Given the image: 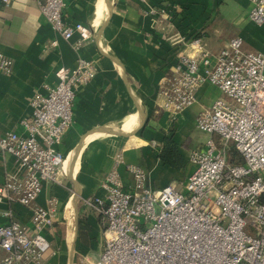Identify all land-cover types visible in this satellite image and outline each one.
Masks as SVG:
<instances>
[{"label":"built area","instance_id":"2783aa9c","mask_svg":"<svg viewBox=\"0 0 264 264\" xmlns=\"http://www.w3.org/2000/svg\"><path fill=\"white\" fill-rule=\"evenodd\" d=\"M12 0H0L7 5ZM146 1V0H143ZM40 13L63 39L78 33L89 39L88 26L63 18L64 0H38ZM249 20L264 24V0H250ZM155 23L175 16L173 4L146 11ZM187 51L176 55L171 73L159 87L163 110L174 114L196 102L203 83L223 96L196 116V127L209 136L190 151L192 170L182 190L169 184L152 189L148 173L128 163L131 188L122 184L117 165L102 186L104 198L85 203L106 221L100 264H264V47L243 48L240 36L212 52L201 37L175 35ZM52 41V45H56ZM80 43H78L79 45ZM12 60L0 52V74L12 72ZM96 72L93 62L79 57L73 67H59L57 81L30 100L31 113L20 124L23 134L0 136V151L14 158V170L0 185V201L31 208L30 225L10 220L0 225V264H44L50 249L46 230L53 224L52 207L37 203L43 181L58 183L65 157L56 148L72 123L77 89ZM230 144L241 159L232 162ZM9 215V213H7Z\"/></svg>","mask_w":264,"mask_h":264},{"label":"crops","instance_id":"0c3cea01","mask_svg":"<svg viewBox=\"0 0 264 264\" xmlns=\"http://www.w3.org/2000/svg\"><path fill=\"white\" fill-rule=\"evenodd\" d=\"M37 1L0 4V52L13 62L9 75L0 74V136L23 134L20 121L31 113V97L55 84L59 67H73L79 57L93 62L96 72L77 89L72 123L56 146L65 157V172L58 183L42 182L37 203L53 209L44 264H100L106 221L85 200L104 198L102 183L117 154L123 155L117 170L125 188L133 184L126 169L132 163L148 173L152 189L172 184L182 190L192 170L189 153L209 136L196 127V116L223 96L206 82L198 88L196 102L180 113L161 108L159 87L176 55L188 50L173 36H199L212 52L240 36L244 49L259 51L264 24L249 20L250 0H64V20L90 29V38L79 42L78 33L63 39L54 31ZM168 4L174 5L175 16L164 31L166 20L155 23L146 11ZM118 131L128 134L116 135ZM164 136L174 141L184 168L160 160ZM13 170V156L0 151V185ZM31 216L26 205L0 201V225L15 220L29 226ZM3 254L0 248V258Z\"/></svg>","mask_w":264,"mask_h":264},{"label":"trees","instance_id":"16d2710c","mask_svg":"<svg viewBox=\"0 0 264 264\" xmlns=\"http://www.w3.org/2000/svg\"><path fill=\"white\" fill-rule=\"evenodd\" d=\"M230 155L232 162H241V159L237 156L233 148H230ZM158 156L162 163L167 166L177 169L184 168L185 166V161L179 155L174 141L169 136H164Z\"/></svg>","mask_w":264,"mask_h":264},{"label":"water","instance_id":"95a60500","mask_svg":"<svg viewBox=\"0 0 264 264\" xmlns=\"http://www.w3.org/2000/svg\"><path fill=\"white\" fill-rule=\"evenodd\" d=\"M128 134V132H122V131H118L117 133H116V135H122V136H124V135H127Z\"/></svg>","mask_w":264,"mask_h":264},{"label":"rangeland","instance_id":"374dc122","mask_svg":"<svg viewBox=\"0 0 264 264\" xmlns=\"http://www.w3.org/2000/svg\"><path fill=\"white\" fill-rule=\"evenodd\" d=\"M230 148H233V145L232 144H230Z\"/></svg>","mask_w":264,"mask_h":264}]
</instances>
